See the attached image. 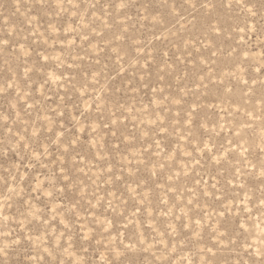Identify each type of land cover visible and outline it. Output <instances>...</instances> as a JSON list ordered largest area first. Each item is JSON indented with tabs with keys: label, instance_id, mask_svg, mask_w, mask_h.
Returning <instances> with one entry per match:
<instances>
[{
	"label": "rangeland",
	"instance_id": "rangeland-1",
	"mask_svg": "<svg viewBox=\"0 0 264 264\" xmlns=\"http://www.w3.org/2000/svg\"><path fill=\"white\" fill-rule=\"evenodd\" d=\"M0 264H264V0H0Z\"/></svg>",
	"mask_w": 264,
	"mask_h": 264
}]
</instances>
